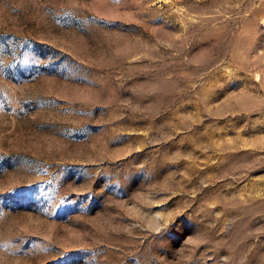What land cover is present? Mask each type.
Returning <instances> with one entry per match:
<instances>
[{"label":"rangeland","instance_id":"obj_1","mask_svg":"<svg viewBox=\"0 0 264 264\" xmlns=\"http://www.w3.org/2000/svg\"><path fill=\"white\" fill-rule=\"evenodd\" d=\"M0 264H264V0H0Z\"/></svg>","mask_w":264,"mask_h":264}]
</instances>
